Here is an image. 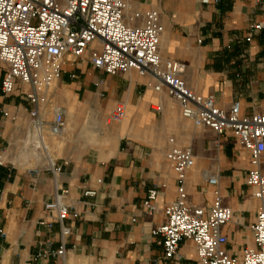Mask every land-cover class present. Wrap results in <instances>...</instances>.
Returning <instances> with one entry per match:
<instances>
[{"label":"crops","instance_id":"0c3cea01","mask_svg":"<svg viewBox=\"0 0 264 264\" xmlns=\"http://www.w3.org/2000/svg\"><path fill=\"white\" fill-rule=\"evenodd\" d=\"M129 1L142 14L159 11L160 53L185 65L183 77L192 90L214 95L225 110L238 101L244 115L264 113V28L247 41L254 25H264V0ZM5 73L0 64V85ZM153 85L137 71L106 74L90 63L89 52L65 58L43 109L47 121L56 109L65 119L61 136H47L50 155L62 167L56 177L45 167L28 168L19 161L15 139L30 131L31 107L17 94H0V152L6 149L13 163L0 168V264H24L47 242L59 246V225L42 224L51 221L44 206L57 183L69 191L66 203L72 211L66 222L72 228L68 264H198L191 240H183L177 256L166 260L161 237L152 234L164 214L143 210L151 189L159 191L161 209L178 198L179 182L167 160L173 146L193 151L195 166L185 183L190 203L209 209L220 196L232 209L233 221L223 228L229 255L241 258L255 248L252 226L260 201L246 184L249 151L232 133L219 137L184 119L179 105ZM118 104L125 106V119L99 130ZM97 133L102 135L98 142ZM212 176L218 177L217 185L209 183ZM86 191L97 194L87 197Z\"/></svg>","mask_w":264,"mask_h":264},{"label":"built area","instance_id":"2783aa9c","mask_svg":"<svg viewBox=\"0 0 264 264\" xmlns=\"http://www.w3.org/2000/svg\"><path fill=\"white\" fill-rule=\"evenodd\" d=\"M209 1L202 0L205 4ZM263 28L262 24L254 25L247 41ZM163 34L159 11L151 9L142 14L132 9L129 0H0V64L6 67L0 94L4 97L17 94L29 104L31 144L38 141L43 146L50 161L45 168L56 177L62 167L49 154L46 137L61 136L65 119L63 111L56 109L54 119L47 121L43 109L53 83L61 75L65 58H81L89 52L90 63L108 75L137 71L141 76L151 77L153 89L176 102L184 119L219 137L232 133L249 151L252 169L246 184L260 201L252 226L255 248L246 249L241 258L229 255L223 228L233 221L232 209L220 196L209 209L190 203L185 183L195 166L193 151L190 147H171L167 160L179 182L177 200L161 209L157 202L159 191L151 189L143 202L147 215L161 211L164 214L163 223L152 229L154 236L161 237L164 258H175L182 241L191 240L197 249L198 264H264V113L244 115L238 101L225 110L217 105L214 95L197 94L184 80L185 65L162 57ZM125 117L124 104H118L108 123H120ZM8 165L13 163L4 149L0 152V168ZM208 181L217 185L218 177H209ZM96 194L86 191L84 195ZM68 195L69 191L60 189L57 183L52 200L44 206L51 221L42 224L48 229L59 225V246L52 248L51 242L42 244L24 264H68L67 240L72 235V228L66 225L72 216L66 203Z\"/></svg>","mask_w":264,"mask_h":264},{"label":"rangeland","instance_id":"374dc122","mask_svg":"<svg viewBox=\"0 0 264 264\" xmlns=\"http://www.w3.org/2000/svg\"><path fill=\"white\" fill-rule=\"evenodd\" d=\"M69 107H70V105H69ZM29 117H30V112H28V120H29ZM19 119L17 117V121ZM30 119H31V117H30ZM20 120L23 121L24 119L21 118ZM49 120H51V119H49ZM112 124H117V123H108V118L104 119L103 122L100 124L99 130L101 129L104 131L106 128H108ZM30 137H31L30 131L26 130V131L22 132V134L18 138L15 139L16 140V142H15L16 153H17V155H19V161H21V159L25 160L24 161L25 166H27L28 168L38 169L40 167H45L47 165V163H45V161L41 160V158L39 159L37 157V155H38L37 150L39 152H41V154H44V153L41 151V149H37V143L36 142L31 144L32 139H30ZM101 138H102V135L100 133H97L94 136V139L97 142L100 141ZM172 140H174V139H172ZM46 143H47V145H49V141H48L47 137H46ZM48 152H49V150H48ZM51 153H53V152H51ZM51 153L49 152V154H51ZM43 157H44V155H43Z\"/></svg>","mask_w":264,"mask_h":264},{"label":"bare ground","instance_id":"6f19581e","mask_svg":"<svg viewBox=\"0 0 264 264\" xmlns=\"http://www.w3.org/2000/svg\"><path fill=\"white\" fill-rule=\"evenodd\" d=\"M46 145H47V143H46ZM37 149H41V151L44 153V154H41V152H39L37 150V153H38L37 157L39 159L41 158V160L45 161V163H47V164L49 163L50 164V161H48L47 153L45 151H43L44 148H43V146L38 141H37ZM43 155H44V157H43Z\"/></svg>","mask_w":264,"mask_h":264}]
</instances>
